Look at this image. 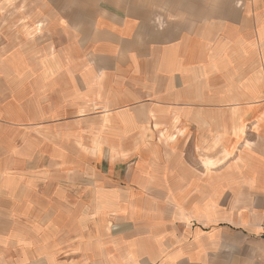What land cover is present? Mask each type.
Instances as JSON below:
<instances>
[{
	"label": "crops",
	"instance_id": "crops-1",
	"mask_svg": "<svg viewBox=\"0 0 264 264\" xmlns=\"http://www.w3.org/2000/svg\"><path fill=\"white\" fill-rule=\"evenodd\" d=\"M72 1L67 20L49 21L60 38L28 42L27 59L16 44L9 70L0 52V90L10 76L93 113L116 152L149 156L123 182L94 184L114 216L92 264H264V0ZM66 116L12 126L62 137ZM3 128L0 110V151ZM49 159L66 165L61 149Z\"/></svg>",
	"mask_w": 264,
	"mask_h": 264
},
{
	"label": "rangeland",
	"instance_id": "rangeland-1",
	"mask_svg": "<svg viewBox=\"0 0 264 264\" xmlns=\"http://www.w3.org/2000/svg\"><path fill=\"white\" fill-rule=\"evenodd\" d=\"M68 4L74 1L0 0V52L5 70L13 66L11 56L16 44L25 47L27 59L28 42L34 39L36 45H43L44 38H60L59 27L50 26L49 21L67 20V13H75V9H67ZM10 78L5 75L4 89L0 90V110L4 116L0 151V264H92L95 235H104L108 228L106 218L114 216L91 195L94 184L106 178L123 182L127 168L149 156L130 157L116 152L105 124L90 120L93 113H84L59 100L35 97L26 85L13 89ZM23 81L27 84V77ZM64 113L67 123L62 137L54 132L46 135L55 137L45 133L31 136L27 129L12 126L17 119L33 117L40 121ZM84 114L88 115L79 123L72 121ZM97 142L103 145L100 151L95 150ZM56 149H61L66 165L50 161ZM19 152L25 156H19ZM181 157L212 166L214 162L205 160L216 156ZM59 185L68 192L57 195ZM112 223L113 227H120Z\"/></svg>",
	"mask_w": 264,
	"mask_h": 264
}]
</instances>
